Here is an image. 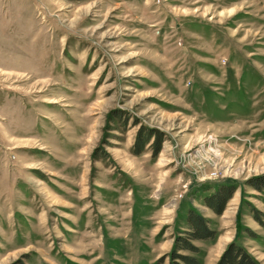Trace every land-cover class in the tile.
<instances>
[{
	"label": "rangeland",
	"instance_id": "1",
	"mask_svg": "<svg viewBox=\"0 0 264 264\" xmlns=\"http://www.w3.org/2000/svg\"><path fill=\"white\" fill-rule=\"evenodd\" d=\"M262 184L264 0H0V264H264Z\"/></svg>",
	"mask_w": 264,
	"mask_h": 264
},
{
	"label": "trees",
	"instance_id": "2",
	"mask_svg": "<svg viewBox=\"0 0 264 264\" xmlns=\"http://www.w3.org/2000/svg\"><path fill=\"white\" fill-rule=\"evenodd\" d=\"M136 138L133 143V152L139 154L143 150L151 138V144L154 149V154L157 153L160 138H156L158 131L148 130L145 127H140L137 131ZM264 185V184H262ZM257 189L259 185H254ZM232 186L221 185L212 193L204 198L205 204L210 207L216 214H220L226 201L232 196ZM185 224L187 229L178 231L173 236V243L168 253H163L153 264H162L165 259H168V264H202L198 258L199 248L194 243L195 241H204L212 239L215 235V230L212 229L206 217L202 216L192 208L187 210L185 216ZM7 264H25L20 258L13 260ZM214 264H258L255 257L248 253L246 249L236 241L228 242L220 252V256Z\"/></svg>",
	"mask_w": 264,
	"mask_h": 264
}]
</instances>
